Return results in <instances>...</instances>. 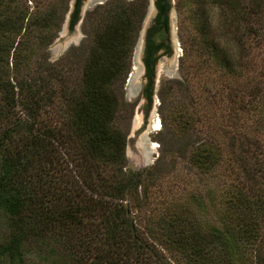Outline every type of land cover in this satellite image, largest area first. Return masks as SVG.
<instances>
[{
    "label": "trees",
    "instance_id": "trees-1",
    "mask_svg": "<svg viewBox=\"0 0 264 264\" xmlns=\"http://www.w3.org/2000/svg\"><path fill=\"white\" fill-rule=\"evenodd\" d=\"M188 1L194 33L180 66L191 54L195 60L192 79H170L186 98L171 111L181 144L170 156L200 175L220 166L229 178L219 189L181 195L169 181L154 199L160 174L154 166H126L121 127V87L147 0H104L87 10L91 38L79 65L46 59L68 0H0V264H264V158L256 139L233 127L242 112L257 113L253 130L264 131V67L262 76L245 75L252 46L264 43V0ZM213 1L221 15L217 36L230 35L231 50L214 38L207 14ZM153 30H146L142 54L148 102ZM213 66L236 77L219 92L193 79ZM196 87L198 101L189 94ZM224 87L232 109L218 128L225 141L216 129L215 138L190 139L194 103L223 105Z\"/></svg>",
    "mask_w": 264,
    "mask_h": 264
},
{
    "label": "rangeland",
    "instance_id": "rangeland-1",
    "mask_svg": "<svg viewBox=\"0 0 264 264\" xmlns=\"http://www.w3.org/2000/svg\"><path fill=\"white\" fill-rule=\"evenodd\" d=\"M83 1L80 0L79 7ZM97 1L104 0H94L91 4L85 5L83 13L71 27L67 21L64 23L63 19L55 35L45 47L46 59L48 61H55L60 57H66L74 65H79L90 43L92 29L91 23L84 22V14L93 5L98 3ZM168 2L167 18L169 29L167 33L170 41V51L160 54L155 59L151 84V100L148 102L141 93L145 78L136 49L141 26L148 20V10H145L141 19L131 49L129 70L121 87V97L124 103V110L121 114V127L125 131V164L133 169L154 166L153 170L161 175H159V180H161L160 185H153L152 188L156 191L153 193V196H155L154 199L159 197L160 193L158 188L163 189L169 181L175 183L173 185V191L181 195L195 189L197 191H204L207 187L212 190L219 189L229 178L227 176L228 174H225V169L220 166H217L215 170L208 174L200 175L199 173H195L194 169L187 165L183 157L170 156V151L173 147L176 144H181V139H178V141L174 140L181 134L177 131V128L171 120V111L175 100L186 99L183 95L184 92L177 90L176 85L170 79H179L184 73L187 77H190L193 70L192 61L195 60V56L191 54L187 58H184L181 63L185 66L183 68L180 66L179 58L182 53V48L188 42L190 35L194 33V24L190 19L192 3L188 0H168ZM207 14L210 26L215 34L214 38H217L220 43L223 42L231 50L235 44L230 38V35L227 34L223 38L218 37L220 34L221 15L220 7L215 1L212 4L209 3ZM53 41H56L55 44L50 45ZM63 41L64 45L60 49H57V45ZM249 56L251 58V66L245 75H251L254 78L262 76L259 70L264 67V43L252 46ZM190 78L192 79V77ZM193 79H198L196 86L201 82H205L211 90L215 92L217 90L219 92L220 86L230 85L236 77L223 76L213 66L203 72L199 78L193 77ZM198 91L197 87L189 90L192 98H195L194 96L196 95V101H198ZM227 92V87H224V97L225 94H228ZM202 104L200 102L194 103L197 119L193 124V128L190 129V139L203 140L208 138L207 132L209 136L215 138L212 132L216 129L218 132L216 138L220 141H225V136L220 134L218 128L219 126H223L225 123L224 118L227 116V113L229 117L230 110H232L228 99L225 97L223 105L220 102L217 104L216 102L211 103L209 106L206 104L203 106ZM204 108L205 112L202 111ZM154 114L159 122L158 128L156 129L152 128ZM241 115L242 119L235 120L234 118L233 127L244 129L248 134V139H256L257 143H259L257 146L259 151L258 157L264 158V131L257 132L253 130L257 113L249 115L248 113L242 112ZM206 116L208 117L204 120ZM1 239L2 237H0ZM37 264L48 263L38 262Z\"/></svg>",
    "mask_w": 264,
    "mask_h": 264
},
{
    "label": "flooded vegetation",
    "instance_id": "flooded-vegetation-1",
    "mask_svg": "<svg viewBox=\"0 0 264 264\" xmlns=\"http://www.w3.org/2000/svg\"><path fill=\"white\" fill-rule=\"evenodd\" d=\"M159 3H160V7H159ZM147 4H148V0H147ZM152 4L154 7V13L150 19V23L147 29L151 27L154 29L151 33L152 39L156 44V48L153 52V55L158 57L160 54L168 53L170 51V41L167 33L169 29L168 18H167V10L169 8V2L168 0H152Z\"/></svg>",
    "mask_w": 264,
    "mask_h": 264
},
{
    "label": "water",
    "instance_id": "water-1",
    "mask_svg": "<svg viewBox=\"0 0 264 264\" xmlns=\"http://www.w3.org/2000/svg\"><path fill=\"white\" fill-rule=\"evenodd\" d=\"M73 1L74 0H69V2H68V8H67V11H66L65 16H64V23H66V21L68 19L69 12L72 9ZM92 1H94V0H84L82 2V5L79 7V10H78V18L83 13V10L85 8V5L91 4ZM97 2L100 3L102 1H97ZM146 10H148V20L146 22H144L142 24V26H141V32H140V34L138 36L137 46H136V49H137V57H138V60L140 61L141 65H142V67H143L142 54H143V46H144V36H145V33H146V29H147V27L149 25V20L151 19V17L153 16V13H154V7H153V4H152V0H148V4L146 6ZM64 41L61 42V43H59L57 45V49H60L64 45ZM55 42L56 41L51 42L50 45H54ZM144 82H145V80H144ZM153 117L156 118L155 114H154Z\"/></svg>",
    "mask_w": 264,
    "mask_h": 264
},
{
    "label": "bare ground",
    "instance_id": "bare-ground-1",
    "mask_svg": "<svg viewBox=\"0 0 264 264\" xmlns=\"http://www.w3.org/2000/svg\"><path fill=\"white\" fill-rule=\"evenodd\" d=\"M158 125H159L158 119L153 117V119H152V128L156 129V128H158Z\"/></svg>",
    "mask_w": 264,
    "mask_h": 264
}]
</instances>
